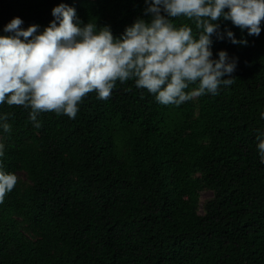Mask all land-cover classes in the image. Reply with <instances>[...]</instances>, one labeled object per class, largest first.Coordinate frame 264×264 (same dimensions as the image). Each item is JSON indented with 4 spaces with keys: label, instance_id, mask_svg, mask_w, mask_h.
Here are the masks:
<instances>
[{
    "label": "trees",
    "instance_id": "obj_1",
    "mask_svg": "<svg viewBox=\"0 0 264 264\" xmlns=\"http://www.w3.org/2000/svg\"><path fill=\"white\" fill-rule=\"evenodd\" d=\"M60 2L0 0V33L17 15L42 29ZM63 2L114 36L147 18L144 0ZM220 23L248 43L213 36L214 56L238 57L216 94L161 104L132 78L107 99L87 93L74 118L38 113V128L30 109L0 103V168L18 176L0 202V264H264V21L259 35ZM202 187L213 196L199 213Z\"/></svg>",
    "mask_w": 264,
    "mask_h": 264
},
{
    "label": "clouds",
    "instance_id": "obj_2",
    "mask_svg": "<svg viewBox=\"0 0 264 264\" xmlns=\"http://www.w3.org/2000/svg\"><path fill=\"white\" fill-rule=\"evenodd\" d=\"M144 2L147 18L138 17L119 36L109 25L81 21L75 7L63 0L52 7L54 18L42 29L38 23L22 27V17H12L0 33V103L30 109L29 119L38 128V113L55 111L74 118L87 93L107 99L117 81L132 78L161 104L180 105L194 94H216L221 85L233 83L238 57L226 49L214 56L213 36L248 43L231 27L221 28L220 21L230 20L249 35H259L264 21V0ZM173 17L192 19L197 32L187 23L177 26ZM194 82L195 91H186ZM6 116L0 113V128L8 132ZM256 139L264 164V131L258 130ZM17 180L16 173L0 168V202Z\"/></svg>",
    "mask_w": 264,
    "mask_h": 264
},
{
    "label": "rangeland",
    "instance_id": "obj_3",
    "mask_svg": "<svg viewBox=\"0 0 264 264\" xmlns=\"http://www.w3.org/2000/svg\"><path fill=\"white\" fill-rule=\"evenodd\" d=\"M0 142H2L0 140ZM19 177L21 179V182L23 184H29L30 183V179L27 177V174L24 172V171H20L19 172ZM199 198H198V212L199 213H203L204 211V205H205V202L211 198L213 196V190H211L210 188L208 187H202L200 190H199Z\"/></svg>",
    "mask_w": 264,
    "mask_h": 264
}]
</instances>
